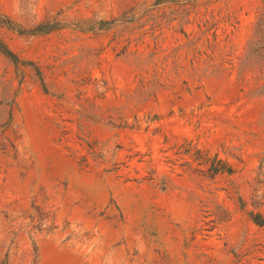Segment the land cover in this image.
Here are the masks:
<instances>
[{
	"label": "rangeland",
	"instance_id": "rangeland-1",
	"mask_svg": "<svg viewBox=\"0 0 264 264\" xmlns=\"http://www.w3.org/2000/svg\"><path fill=\"white\" fill-rule=\"evenodd\" d=\"M260 15L0 0V264H264Z\"/></svg>",
	"mask_w": 264,
	"mask_h": 264
},
{
	"label": "trees",
	"instance_id": "trees-1",
	"mask_svg": "<svg viewBox=\"0 0 264 264\" xmlns=\"http://www.w3.org/2000/svg\"><path fill=\"white\" fill-rule=\"evenodd\" d=\"M9 29H12L11 26H6ZM254 39H256L254 42H250V51H247V60H251L252 62L250 64L259 65V70L262 71L264 68V15H260L257 19L256 23V30L254 33ZM0 54L5 56L7 59L12 61L13 63H17L18 58L17 56L10 51L7 46H5L2 42H0ZM226 167V164L223 163ZM223 167V166H221ZM215 174H224V173H231V168H221L214 170ZM251 222L258 226L264 228V215L260 213L250 214L249 215Z\"/></svg>",
	"mask_w": 264,
	"mask_h": 264
}]
</instances>
